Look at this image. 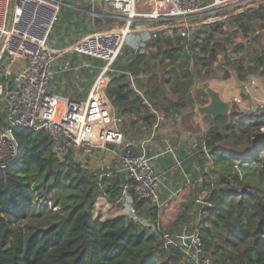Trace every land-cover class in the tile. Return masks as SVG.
Segmentation results:
<instances>
[{
    "label": "trees",
    "instance_id": "16d2710c",
    "mask_svg": "<svg viewBox=\"0 0 264 264\" xmlns=\"http://www.w3.org/2000/svg\"><path fill=\"white\" fill-rule=\"evenodd\" d=\"M263 13L264 6L230 18L229 23L239 27L236 31L223 32L221 25H215L194 59L184 54L182 39L162 35L153 38L148 46L155 50L132 54L126 64L127 74L149 75L156 69V60H161L160 64L166 58L179 59L172 52L181 50L187 62L178 61L169 67L177 97L166 110L194 109V103H206L208 99L203 89L192 90L199 82L197 74L205 81L218 67L224 79L232 72L240 80L253 74L264 77V36L255 37L249 44L247 40L248 32L257 27ZM85 21L73 20V24H82V31L86 32ZM96 23L102 25L101 20ZM65 29H55L54 34L64 39ZM175 42L177 47H173ZM67 57L76 59L77 55L66 54L64 59ZM84 75L87 78L81 82L87 87L95 74L84 71ZM124 79V75L115 74L106 83V92L119 114L144 113L145 119H152L143 97L130 89ZM156 89L164 90L160 86ZM262 127L264 114L240 111L234 106L230 114L208 127L202 141L209 151L208 155L204 151V163L212 162L213 166L204 184L207 193L197 211L203 217L200 230L205 249L217 264H264ZM14 135L18 157L4 166L0 163V264H195L186 260L180 246L168 242L151 226L123 213L105 218L101 212L95 214L100 197L107 198L113 206H122L128 186L137 215L158 223L160 209L143 208L149 203L137 199L126 173L111 169L101 179L106 168H88L73 153L60 156L52 150L46 132L18 127ZM246 136L250 137V147L245 149L242 141ZM215 166L219 174L213 171ZM44 198L58 209L42 203ZM183 216L180 213L179 219Z\"/></svg>",
    "mask_w": 264,
    "mask_h": 264
},
{
    "label": "built area",
    "instance_id": "2783aa9c",
    "mask_svg": "<svg viewBox=\"0 0 264 264\" xmlns=\"http://www.w3.org/2000/svg\"><path fill=\"white\" fill-rule=\"evenodd\" d=\"M263 6L264 0H0V113L3 114L0 163L4 166L18 157L19 146L14 135L18 127L46 132L52 150L60 156L67 153L86 156L93 154L95 148L121 146L114 149V161L132 180L135 196L161 209L162 178L145 148L136 150L132 143L124 144L125 117L119 114L106 92L107 74L114 71V63L131 32H134L131 42L134 55L146 50L149 39L161 35L182 39L184 49L193 37L191 52L198 54L215 25H221L223 32L236 31L239 27L237 23L231 25L230 18ZM107 7L114 12L106 11ZM65 9L71 13H63ZM61 16H92L95 29L80 33L76 41L64 46L61 37L54 34ZM261 16L257 27L248 32V44L255 37L264 36V13ZM97 20L103 22L101 27H96ZM108 21L116 23L107 27ZM66 54L101 60V71L83 100L64 98L52 90L58 73L74 69L73 61L68 58L60 61ZM84 65L87 69L94 67V64ZM253 75L242 80L244 94H251L257 87ZM242 102V97L235 98V103ZM254 111L264 114V97ZM167 117H176V112L173 109L161 112L155 127ZM204 149L209 154L205 146ZM127 190L125 186L123 206L128 203V208L123 207V214L163 234L161 224L137 215L133 197ZM42 203L58 209L48 198ZM202 219L200 214L184 246L174 240L167 241L180 246L190 262L217 264L205 249L200 230Z\"/></svg>",
    "mask_w": 264,
    "mask_h": 264
},
{
    "label": "crops",
    "instance_id": "0c3cea01",
    "mask_svg": "<svg viewBox=\"0 0 264 264\" xmlns=\"http://www.w3.org/2000/svg\"><path fill=\"white\" fill-rule=\"evenodd\" d=\"M80 20L84 21L85 19L80 18ZM85 22L88 25V21ZM184 54L186 53L184 52ZM188 55L191 57L190 54ZM72 74V71L63 75L58 73L52 82V90L64 98L83 100L86 98L91 85L89 87L83 86L81 81H84V79L81 78L77 80V88H73L71 81H75L76 78L71 77ZM236 75L232 74L231 77L225 80L215 79L214 82L211 81V84L221 91L222 96L231 103L232 108L238 106L241 111L255 112L254 110L257 108L259 101L264 97V77L254 74L253 76L257 78V87L252 89L251 94H244L242 92L244 82L239 80ZM129 78V88L143 97L148 107L147 113L151 115L150 118L152 119H145L143 117L144 113L123 115L125 117L124 144L130 142L137 147L136 150L145 148L152 158V162L162 178L160 196L165 202V205L159 210L158 223L162 227H166L178 218L183 207H190L194 198L199 196L202 198L207 193L204 184L208 180V170L212 166L210 167V164L204 163V151L206 152V150L202 145V141L209 123L207 126V116H200L193 106L194 109L179 108L176 117H167L155 127L158 116L161 112L166 111V107L174 98H165L162 95L163 90L148 88L150 80L148 75L134 76L130 74ZM59 86L63 87V91L67 94L80 89L85 97L58 93ZM236 97H242L243 102L241 104L235 103ZM109 147L110 149L104 150L99 148V152L103 155L108 154L107 157H104L107 161L109 160L108 162H115L114 152L116 149H121V146ZM180 161L181 164H178ZM98 200H100L98 209L104 217L112 215L107 212L108 209L109 212L117 210V214H122L124 212L123 207L128 208V203H124V206H113L105 197H100ZM98 203L99 201H97ZM150 206L153 205L149 203L143 208ZM195 211L193 212L194 215ZM200 214L201 212L198 211V216Z\"/></svg>",
    "mask_w": 264,
    "mask_h": 264
},
{
    "label": "rangeland",
    "instance_id": "374dc122",
    "mask_svg": "<svg viewBox=\"0 0 264 264\" xmlns=\"http://www.w3.org/2000/svg\"><path fill=\"white\" fill-rule=\"evenodd\" d=\"M110 10H112V9H110L108 7L106 8V11H110ZM112 12H114V11L112 10ZM63 13L70 14L71 12L68 9H65V10H63ZM63 17L65 18V20L63 19ZM80 18L86 19V21H88V23L90 21V23L87 25L88 27L86 29V32H90L92 28L95 29L94 25H92V22H91L92 16H61L60 22L58 23V28L56 26L55 29L57 30V32H61V31H63L66 28L65 32H62V33L65 34V38L64 39L61 38L62 41H63V45L64 44L65 45H70L71 43L74 42L75 39L77 40L81 36V35L79 36L80 33H84L82 31V28H83L82 24L79 27H77V26H75V24H73V20L74 21H77V20L81 21ZM115 23H116L115 21H108L106 25H107V27H110V26H113ZM102 25H103V22H102ZM102 25L96 23V27H101ZM142 26L143 25H140L139 27H142ZM133 33L134 32H131L129 34V36H128L127 40H126V44L124 46V50H123L122 54L118 57V59L114 63V67L113 68L116 71H110L107 74L106 82L108 80H110L113 77V75H115V74L124 75L125 76L124 82L125 83L130 82V78H129L130 74H127L128 72L126 70V64L129 61H131V57L133 56L132 55V51H131V42H132V39L134 38ZM135 34H137V33H135ZM55 40H56V38H55ZM151 40L152 39H149V44H150ZM174 46L177 47L176 42L173 45V47ZM153 50H155V47H153V49H150V46H147L146 50H144L143 52L149 53V52H151ZM172 55H174V56L177 55L178 57L180 56V58L176 59V60L174 58H166L160 64H158V61H161V60H159V59L156 60L157 65H156V69L154 70V72H156V75H154V76L151 75L154 72L148 75V78H150V80L148 82V88H157V86L159 84V86L164 89L162 95L165 96V98H167V99H170V98L172 99V98H176L177 97V94H175V92L173 90V87L175 85L174 74L170 71L169 67L172 66V65L177 64L178 61L181 62V63L187 62V57L182 54L181 50L180 51L178 50V52H174L173 51ZM62 59L63 58H60L61 62H62ZM74 59L71 58V57L68 58V60L73 61V68L74 69L73 70H69L67 72H70V71L73 72L71 77L76 78V80L75 81H71V86L76 89L77 88V84L76 83H78L77 80H80L81 78H84V77L87 78L86 75H84V71L88 72V74H89L91 72H89L88 70H92L93 74H95L94 75V79H95L97 73H99L101 71V69H100L101 65L99 64V62L101 60H98V59H95V58H89V57H86V56H77L76 59L75 60ZM85 63L86 64H94V67H90L89 69H87L86 65H84ZM165 64H168V65H165ZM218 64H219V61H217L216 66ZM192 70H194V72H196L195 68L192 69ZM67 72H62L61 75L66 74ZM232 74L236 75L235 72H232ZM196 76H197L196 82L197 81H199V82H203L204 81V80L202 81L203 76H201V75L199 76L198 74ZM237 78H238V76H237ZM215 79H223V80H225L223 71L219 70L218 67L216 68V71H212L211 72L210 79H205V80H210V81L214 82ZM89 86L90 85H88L87 87H89ZM196 87L197 86L195 84V86L192 88V90L194 92H195V88ZM57 92L61 93L63 95H71V94L74 95L75 94V95H77L79 97H83V98L85 97V95L82 94V92H80V89L77 90L76 92L75 91L74 92L71 91L69 94H67V92L65 93L63 91V87H60L59 91H57ZM199 104H203V103H199ZM237 108H238V110H240L238 106H237ZM174 111L177 113L178 109L177 110L175 109ZM231 112H232V109H231ZM245 112H249V111H245ZM206 118H207L206 120H207V126H208V123L210 121V117L207 116ZM249 140H250V137H248V136L243 138V141H242L243 142L242 143V147L243 148L246 149L247 147H250V141ZM257 140H260V139L257 138ZM260 141H262V140H260ZM66 155H68V153L63 155V157L66 156ZM107 155L108 154H104L103 155L102 153H100L99 152V148H95V151L93 152V154L86 155V156H81V155H78L76 153L74 154L76 160L80 161L81 163L86 164V166L88 168L95 169V170L96 169L106 168L107 171L105 170L104 172H102L100 174V178L101 179L104 177V175L109 173V171L111 169H116V170H119L120 172L125 173V171L123 170V167H121L120 165L116 164L115 162H108L109 160L107 161L104 158L105 156L107 157ZM209 166L210 167L213 166L212 162L210 163ZM229 166L231 167V165H229ZM230 167H229V169H233L232 167L231 168ZM213 171L218 172V174L220 172L219 168H217L216 166L214 167ZM201 199L202 198L200 196L197 197V198H194L195 202L193 201L189 208H184V207L182 208L183 210L180 212L181 214L184 215L182 219H179V216H180V214H179L178 218L175 221H173L171 224L167 225L166 227H162L163 234L165 235V238L168 241L169 240H174L175 243H179L182 246H184V240H186V239L189 240L191 238V236L193 234V231H194V228H195L196 223H197V218L199 217L198 216V211L199 210L197 211V208L199 207ZM97 201H99V203L97 204V202H96V204H95V206H96L95 214H98V213L101 212L98 209L99 208L98 205H100V200H97ZM164 205H165V202H164ZM194 211H195V215L193 214ZM107 212L112 214V215H110L111 217L118 215L116 213L117 210L109 212V209H108ZM102 217H104V215ZM106 217H108V216H106Z\"/></svg>",
    "mask_w": 264,
    "mask_h": 264
},
{
    "label": "water",
    "instance_id": "95a60500",
    "mask_svg": "<svg viewBox=\"0 0 264 264\" xmlns=\"http://www.w3.org/2000/svg\"><path fill=\"white\" fill-rule=\"evenodd\" d=\"M192 43H193V37L189 39L188 47L184 50V52L186 54L187 53L190 54L191 58L194 59L199 54L191 52ZM197 87L203 89L206 92L208 96V100L206 103H203V104L194 103L193 106L196 112L200 116L210 117L209 126L214 125L217 119H219L220 117L226 116L231 113V109H232L231 103L224 99L221 91L217 90L216 88L212 86L210 80L199 82L197 84Z\"/></svg>",
    "mask_w": 264,
    "mask_h": 264
}]
</instances>
